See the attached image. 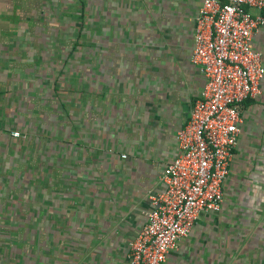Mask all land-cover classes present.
Wrapping results in <instances>:
<instances>
[{"label": "crops", "instance_id": "crops-1", "mask_svg": "<svg viewBox=\"0 0 264 264\" xmlns=\"http://www.w3.org/2000/svg\"><path fill=\"white\" fill-rule=\"evenodd\" d=\"M200 1L21 0L0 22V264H128L204 86ZM252 44L264 63V25ZM241 116L221 210L165 264H264V78Z\"/></svg>", "mask_w": 264, "mask_h": 264}, {"label": "built area", "instance_id": "built-area-1", "mask_svg": "<svg viewBox=\"0 0 264 264\" xmlns=\"http://www.w3.org/2000/svg\"><path fill=\"white\" fill-rule=\"evenodd\" d=\"M251 9L264 10V0L200 1L190 61L203 74L204 86L176 133L178 151L164 168V188L149 195L146 222L127 244L128 264H165L201 213L221 210L243 122L241 106L259 95L264 78L262 54L252 44L264 15Z\"/></svg>", "mask_w": 264, "mask_h": 264}, {"label": "rangeland", "instance_id": "rangeland-1", "mask_svg": "<svg viewBox=\"0 0 264 264\" xmlns=\"http://www.w3.org/2000/svg\"><path fill=\"white\" fill-rule=\"evenodd\" d=\"M21 0H0V22H17L19 21V16H18V9H19V4ZM10 7L12 10L15 9V11H12L11 14L8 12H1L4 11V9H7ZM17 9V10H16ZM15 12V13H13Z\"/></svg>", "mask_w": 264, "mask_h": 264}]
</instances>
